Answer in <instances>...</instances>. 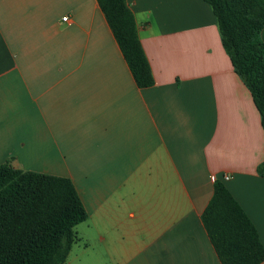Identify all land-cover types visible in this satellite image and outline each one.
Here are the masks:
<instances>
[{"label": "crops", "instance_id": "obj_1", "mask_svg": "<svg viewBox=\"0 0 264 264\" xmlns=\"http://www.w3.org/2000/svg\"><path fill=\"white\" fill-rule=\"evenodd\" d=\"M127 1L145 89L97 0H0V164L72 180L80 264H222L202 223L216 180L264 245V129L212 8Z\"/></svg>", "mask_w": 264, "mask_h": 264}, {"label": "trees", "instance_id": "obj_2", "mask_svg": "<svg viewBox=\"0 0 264 264\" xmlns=\"http://www.w3.org/2000/svg\"><path fill=\"white\" fill-rule=\"evenodd\" d=\"M138 88L155 84L127 0H97ZM217 19L223 47L250 91L264 129V0H203ZM264 176V162L258 167ZM88 212L71 179L0 164V264H65ZM202 223L222 264H263L254 223L216 180Z\"/></svg>", "mask_w": 264, "mask_h": 264}, {"label": "rangeland", "instance_id": "obj_3", "mask_svg": "<svg viewBox=\"0 0 264 264\" xmlns=\"http://www.w3.org/2000/svg\"><path fill=\"white\" fill-rule=\"evenodd\" d=\"M78 231L82 232L80 229ZM77 245H81L82 246V243L74 245V247H73L74 253L70 254L69 259L67 261V264H80L79 261H77V258H75V255H77L79 253V251H80L78 249L79 246H77ZM92 246L94 247V243H92ZM81 264H91L90 258H89L87 253H84L83 260H82Z\"/></svg>", "mask_w": 264, "mask_h": 264}, {"label": "built area", "instance_id": "obj_4", "mask_svg": "<svg viewBox=\"0 0 264 264\" xmlns=\"http://www.w3.org/2000/svg\"><path fill=\"white\" fill-rule=\"evenodd\" d=\"M63 21H68V18L67 17H64L63 18ZM230 176L229 175H226L225 177H224V179L226 180V181H228V180H230Z\"/></svg>", "mask_w": 264, "mask_h": 264}]
</instances>
